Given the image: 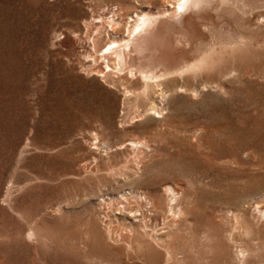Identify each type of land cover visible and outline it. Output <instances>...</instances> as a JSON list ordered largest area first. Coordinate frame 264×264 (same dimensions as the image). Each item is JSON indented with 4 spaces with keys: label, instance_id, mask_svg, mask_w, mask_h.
I'll use <instances>...</instances> for the list:
<instances>
[{
    "label": "rangeland",
    "instance_id": "1",
    "mask_svg": "<svg viewBox=\"0 0 264 264\" xmlns=\"http://www.w3.org/2000/svg\"><path fill=\"white\" fill-rule=\"evenodd\" d=\"M175 1L0 0L1 242L35 223L49 244L96 249L110 214L118 241L107 245L121 264H165L166 250V264H264V0H246L244 12L239 0L213 3L215 28L196 40L211 44L210 58L162 82L160 112L134 94L139 77L98 51L125 37L137 12ZM225 21H241L245 36L230 38ZM37 249L11 264H51Z\"/></svg>",
    "mask_w": 264,
    "mask_h": 264
},
{
    "label": "bare ground",
    "instance_id": "2",
    "mask_svg": "<svg viewBox=\"0 0 264 264\" xmlns=\"http://www.w3.org/2000/svg\"><path fill=\"white\" fill-rule=\"evenodd\" d=\"M215 1H219V0H176L175 2H173L174 4L171 6V4H165L168 7L163 8L161 10V8L157 9L155 12H137L135 17L133 15L132 17V21L130 23V26L128 28V31L126 33V36L121 38V39H111L103 48L99 49L98 51L101 53V57L104 59V61L106 62V66L110 67V57L113 61V65L120 71L119 73L124 75L126 74V76H130V77H139L140 81H141V86H140V90H138L136 94L138 97L139 96H143L144 99L147 101V109H152L156 112H160L162 110V106L158 104V101L156 102L155 97H160V99L165 95V92L168 91L167 88H164L162 85V82L174 75V74H179L182 72H188V71H192L195 70L203 65L206 64V62H208V56L209 54L207 53L206 50H204V48H209L211 49V44L207 42H201L198 41L196 43V40L198 39V37H200L202 35V33L204 32V30H213L215 28L214 24H213V17H210V11L209 9L214 8L213 7V3ZM222 2H225V0H220ZM169 2V0H168ZM228 2V1H227ZM230 2V0H229ZM166 3V2H165ZM170 3V2H169ZM224 3V5H225ZM236 3V2H235ZM233 3V4H235ZM222 4V3H221ZM161 5V4H160ZM170 5V6H169ZM229 5V4H228ZM231 5V3H230ZM238 6H234V7H241V11H245L244 8H246L247 6H249V2L246 0H239V3H237ZM220 6V5H219ZM222 6V5H221ZM258 7V6H257ZM158 8V7H157ZM226 8V7H225ZM249 8V7H248ZM256 8V7H255ZM118 9V8H117ZM116 9V10H117ZM221 9V7L219 8ZM223 9V8H222ZM232 9V8H231ZM235 9V8H234ZM239 9V10H240ZM120 10V9H119ZM122 11V10H121ZM221 11V10H220ZM219 11V14H220ZM233 11V10H232ZM249 11V10H248ZM260 11V10H259ZM217 12V11H216ZM231 12V11H230ZM239 12V11H238ZM255 12V11H254ZM257 12V11H256ZM261 12H263V10H261ZM115 13L117 14V12L115 11ZM114 13V14H115ZM237 15V17H239L240 15H242L240 13V15L238 16V14H236V12H233V15ZM259 13V12H258ZM214 14V13H213ZM217 14V13H216ZM217 14V16L219 15ZM256 14V13H255ZM222 15V14H220ZM219 15V16H220ZM213 16V15H212ZM215 16V15H214ZM223 16V15H222ZM250 16V15H249ZM248 16V17H249ZM255 16V15H253ZM252 16V18H253ZM258 16V15H257ZM262 16V15H261ZM245 17V16H244ZM242 17V18H244ZM247 17V18H248ZM251 17V16H250ZM249 17V18H250ZM220 18V17H219ZM247 18L245 19V21L242 20V24H245L244 26L248 27L252 24L250 21V19L247 20ZM257 18V17H256ZM260 18V17H259ZM262 18V17H261ZM260 18V19H261ZM237 19V18H236ZM235 19V20H236ZM255 19V18H254ZM264 19V18H263ZM262 19V20H263ZM226 20V19H225ZM228 20V19H227ZM259 20V19H258ZM255 21V20H254ZM253 21V22H254ZM261 21V20H260ZM121 22V21H120ZM119 21H117V19L114 17L111 18L110 20V26H114L120 23ZM229 22V21H228ZM227 21H225V29L224 31L230 36V38L232 39H237V40H241L245 34H243L241 31L243 29H241L242 25L240 24L241 21L239 23H237L239 27H235L233 28L230 23H228ZM235 23V22H234ZM256 23V21H255ZM264 23V22H263ZM260 24V26L262 25V27H264V25ZM122 24V23H120ZM216 24V23H215ZM259 24V23H258ZM257 24V25H258ZM218 25V24H217ZM254 24H252L253 27ZM256 25V24H255ZM254 25V26H255ZM256 25V27H257ZM119 26V25H118ZM243 26V27H244ZM259 26V28H261ZM242 27V28H243ZM251 27V26H250ZM251 27V28H252ZM116 28V27H115ZM249 28V27H248ZM245 29V28H244ZM254 29V28H253ZM258 29V28H257ZM256 29V30H257ZM262 29V28H261ZM264 29V28H263ZM248 30V29H247ZM250 30V29H249ZM255 30V31H256ZM254 30H252L251 32H255ZM214 32V31H213ZM248 33H250L248 31ZM204 34V33H203ZM206 34V33H205ZM211 34V32H210ZM218 34V33H217ZM263 34V33H262ZM249 35V34H248ZM253 35V34H252ZM207 36V35H206ZM247 36V35H246ZM262 36V35H260ZM211 37V36H210ZM254 37V36H253ZM95 38V37H94ZM246 38V37H245ZM212 40L213 42V38H209ZM226 39V37H225ZM217 40V39H216ZM223 40V39H221ZM256 40V38H255ZM262 40V39H261ZM209 41V40H208ZM216 42V41H215ZM218 42V41H217ZM234 42V41H232ZM223 45V44H222ZM233 45V44H232ZM195 46V49L197 51H199L198 56L194 55L192 56V58L188 57V51H191L192 47ZM216 47L214 48H218L219 46L215 45ZM224 47V46H223ZM222 47V48H223ZM230 47V46H229ZM227 47V48H229ZM233 48V47H231ZM235 48V47H234ZM245 48V46H244ZM257 48V47H256ZM94 51L97 52L95 45H94ZM194 48L192 49L193 52L195 50ZM221 49V48H220ZM247 49V48H246ZM203 50V51H200ZM215 50V49H214ZM217 50V49H216ZM219 50V49H218ZM231 49H228L227 51H230ZM236 50V49H234ZM249 50V48H248ZM213 51V50H212ZM226 51V50H225ZM232 51V50H231ZM254 51V50H253ZM215 52V51H213ZM221 52V51H220ZM219 52V53H220ZM191 54L192 51L190 52ZM218 53V54H219ZM229 53V52H228ZM227 53V54H228ZM208 54V56H207ZM213 54V53H212ZM211 54V55H212ZM215 54V53H214ZM226 54V53H225ZM224 54V55H225ZM226 54V56H227ZM241 55V53H239ZM90 55H92V53H90ZM97 55V54H96ZM221 55V54H220ZM220 55L216 56L219 57ZM214 56V55H213ZM214 56V57H215ZM225 56V57H226ZM96 57V56H95ZM191 57V55H190ZM216 57L214 58L216 62ZM210 58V56H209ZM220 58V57H219ZM218 58V59H219ZM237 58V57H236ZM221 59V58H220ZM219 59V60H220ZM98 60V59H97ZM217 60V61H219ZM212 61V62H213ZM103 62V61H102ZM216 64V63H214ZM94 65V64H93ZM213 65V64H212ZM211 65V66H212ZM214 66V65H213ZM204 67V66H203ZM209 68V67H208ZM212 68V67H211ZM207 69V68H206ZM100 70V69H98ZM114 70V69H113ZM203 70V69H202ZM204 71V70H203ZM205 72V71H204ZM117 73V72H116ZM198 73V72H197ZM121 74V75H122ZM119 75V74H118ZM180 75V74H179ZM174 75L173 77L175 78ZM182 76V75H180ZM105 77V76H104ZM117 77V76H116ZM123 77V76H122ZM115 78V77H114ZM173 79V78H172ZM175 78V82H176ZM168 80V79H167ZM116 81V80H115ZM122 81V80H121ZM178 81V80H177ZM130 83V82H129ZM165 83V82H164ZM178 83V82H177ZM127 84V83H126ZM182 84V83H181ZM173 85V84H172ZM127 86V85H126ZM171 87V86H170ZM182 89V88H181ZM131 88H126L125 92L130 91ZM134 90V89H133ZM132 91V90H131ZM129 93V92H128ZM127 93V94H128ZM133 93H131L132 95ZM169 95V93L167 94ZM166 95V96H167ZM164 99V98H163ZM167 99V98H166ZM162 100V99H161ZM164 101H162L163 103ZM150 111V110H149ZM162 113V112H161ZM49 189V188H47ZM170 191V190H169ZM173 192V190L171 191ZM150 195V194H149ZM125 197V196H124ZM145 198V197H144ZM149 199V198H148ZM171 203L169 205V211L174 215H175V209L173 207L172 201H175L177 199L176 194H173L171 197ZM33 200V199H32ZM53 203V202H52ZM21 204V203H20ZM62 205V204H61ZM61 205H58L57 210H61ZM122 205H125L124 203ZM150 205V203H149ZM9 206V205H8ZM121 206V205H120ZM130 207V206H129ZM179 207V206H178ZM8 208V207H7ZM138 208V207H137ZM141 208V207H140ZM120 211H118L119 213H124L123 217H124V221L128 218H134L136 219L137 215H136V210L133 211V209H127V208H120ZM126 210L128 213L125 214ZM178 209V208H177ZM139 210V209H138ZM16 211V210H15ZM115 211V210H114ZM123 211V212H122ZM55 212V211H54ZM181 212V211H180ZM17 213V212H16ZM130 213V214H129ZM131 213H133L134 215L132 216ZM116 214V213H115ZM164 215V214H163ZM20 216V215H19ZM104 216V215H103ZM105 216L107 218H109L108 223H111V215L110 214H105ZM178 216V215H177ZM22 217V216H21ZM116 217V216H115ZM144 217V216H143ZM156 218V217H155ZM25 219V218H24ZM98 219V218H97ZM106 219V218H105ZM165 219V218H164ZM23 220V219H22ZM129 220V219H128ZM127 220V221H128ZM45 221V220H44ZM136 221V220H134ZM139 222V220H137ZM136 221V222H137ZM141 221V220H140ZM173 221V220H172ZM123 222V221H122ZM130 222V221H129ZM137 222V223H138ZM142 222V221H141ZM140 222V223H141ZM170 222V221H169ZM106 223V222H105ZM127 223V222H126ZM125 223V224H126ZM132 223V222H131ZM136 223V224H137ZM138 224L141 226V224ZM30 224V221H29ZM30 224L28 225V227H26L23 231L24 234H22L20 237L14 239H9V240H5V241H0V250L2 252V254H0V264H11V262H13L14 259H17L18 255H21L22 258L23 256L27 255V254H36L37 249V244L40 245V247H44L45 249L44 251V255L46 254L47 256L45 258L50 259L52 261L51 264H81L84 260H87L91 263H98L99 264H121L120 261H118L117 257H115V253L116 251L112 250V245H107V243H110V239L111 240H115L116 242L118 241L117 239V235L114 232V228L109 227V224L107 225V227L104 229V231H102L101 229V238H102V242H100L101 245H99L98 248H92L89 250L83 249L81 247H79L78 249H73L72 248H68L66 246V243L64 240H60V241H56V243L54 242V244H49L47 243L44 239V237H42L41 233H39V231L37 230L36 225ZM43 224V222L41 223ZM62 224V223H61ZM60 224V225H61ZM143 224V223H142ZM151 224V223H150ZM66 225V224H65ZM97 223L94 225L96 226ZM101 225V223H100ZM127 225V224H126ZM46 226V224H45ZM43 226V227H45ZM58 226V225H57ZM86 226V225H85ZM88 226V225H87ZM136 226V225H135ZM159 226V225H158ZM40 227V226H39ZM42 227V225H41ZM40 227V228H41ZM59 227V226H58ZM99 227V225H98ZM101 227V226H100ZM128 227V226H127ZM137 227V226H136ZM146 227V226H145ZM150 227V226H149ZM19 228H22V226ZM93 228V227H92ZM95 229L97 227H94ZM133 228V226H132ZM139 228V227H138ZM18 229V228H17ZM43 229V228H42ZM46 229V228H45ZM67 229V228H66ZM93 229V230H95ZM135 229V228H134ZM133 229V230H134ZM49 230V229H48ZM59 230V229H58ZM90 230V229H89ZM100 230V229H99ZM98 230V231H99ZM125 230V229H124ZM132 230V229H131ZM141 230V229H140ZM146 230V229H145ZM21 231V230H20ZM19 231V232H20ZM45 231V230H43ZM42 231V233H43ZM64 231V230H63ZM66 231V230H65ZM80 231V230H79ZM85 231V230H84ZM97 233V230H95ZM129 231V230H127ZM139 231V230H138ZM150 231V230H149ZM16 232V230H15ZM13 233V237H14V233ZM18 232V231H17ZM16 232V233H17ZM47 232V231H46ZM45 232V233H46ZM94 232V231H93ZM92 232V233H93ZM148 232V231H147ZM158 232V231H157ZM59 233V232H58ZM63 233V232H62ZM75 233V232H74ZM89 233V232H88ZM87 233V234H88ZM113 233L116 235H113ZM134 233V232H133ZM138 233V232H136ZM10 234V233H9ZM64 234V233H63ZM91 234V232H90ZM89 234V236H90ZM98 234V233H97ZM139 234V233H138ZM137 234V235H138ZM142 234V233H141ZM140 234V236H141ZM145 234V233H144ZM147 234V233H146ZM151 237L152 240L157 241L158 238L154 236V234L152 235V233L150 234V232L148 233ZM12 235V234H11ZM18 235V234H17ZM59 235V234H58ZM66 235V234H65ZM93 235V234H91ZM124 235V234H123ZM9 236V235H8ZM49 236V235H48ZM57 236V235H56ZM88 236V235H87ZM97 236V235H94ZM99 236V235H98ZM114 236L116 238H114ZM92 237V236H91ZM132 237V236H131ZM139 237V236H138ZM144 237V235H143ZM44 238V239H43ZM62 238V237H61ZM93 238V237H92ZM89 239L90 241L92 240ZM98 237H96V240ZM100 238V239H101ZM55 239V238H54ZM73 239V238H72ZM80 239V238H79ZM131 239V238H130ZM136 238H134L135 240ZM4 240V239H2ZM70 240V239H69ZM84 240V239H83ZM87 240V239H86ZM140 240V239H137ZM109 241V242H108ZM126 241V246H125V250L129 249V247H131L133 244L131 243V241L127 242ZM136 241V240H135ZM134 241V242H135ZM92 242V241H91ZM120 242V241H119ZM123 242V241H122ZM75 244V242H72ZM71 243V244H72ZM90 243V242H89ZM137 243V241H136ZM142 243V242H141ZM156 243V242H154ZM57 244V245H56ZM74 244H72L73 246H75ZM86 244V243H85ZM88 244V243H87ZM88 248L89 246L93 244H89L87 245ZM113 244V243H112ZM114 244H117L114 242ZM119 244V243H118ZM52 245V246H51ZM70 245V244H69ZM71 245V246H72ZM139 245V244H138ZM156 245V244H155ZM62 248L61 253L59 254V249L58 247ZM85 246V247H86ZM112 246V247H111ZM135 246V245H134ZM77 247V246H76ZM111 247V248H110ZM133 247V246H132ZM163 247V246H162ZM166 248V247H165ZM170 249V248H169ZM118 250V249H117ZM120 250H124L123 249H119ZM157 250V249H156ZM41 251V250H39ZM117 251V253H118ZM128 250H126V253ZM152 251V250H151ZM115 252V253H114ZM125 252V251H124ZM138 252V249H137ZM5 253L11 255V258H9L8 256H3ZM27 253V254H26ZM122 253V252H121ZM131 253V252H130ZM128 253V254H130ZM156 253V252H155ZM123 254V253H122ZM153 254V253H152ZM157 254V253H156ZM171 254H173L172 252L170 253L168 250L165 251V264L166 262L168 263L167 260H169L171 256ZM42 253H40V257H41ZM43 255V258H44ZM152 256V255H151ZM159 256V255H158ZM128 257V256H127ZM156 257V256H155ZM11 259V260H10ZM27 259V258H26ZM123 259V258H122ZM125 259V258H124ZM155 259V258H154ZM151 259V260H154ZM161 260V258H160ZM50 261V262H51ZM85 262V264H90V263ZM14 263V262H13ZM123 263V262H122ZM155 263V262H154ZM83 264V263H82Z\"/></svg>",
    "mask_w": 264,
    "mask_h": 264
}]
</instances>
